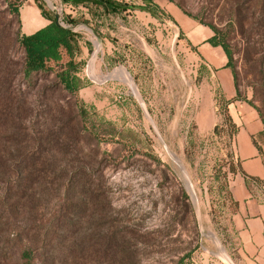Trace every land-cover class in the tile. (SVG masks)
<instances>
[{
    "label": "rangeland",
    "instance_id": "1",
    "mask_svg": "<svg viewBox=\"0 0 264 264\" xmlns=\"http://www.w3.org/2000/svg\"><path fill=\"white\" fill-rule=\"evenodd\" d=\"M120 1L98 17L91 2L0 0V264H236L238 164L222 100H237L231 117L255 112L264 141V0ZM37 6L77 33L78 98L117 141L82 129L53 74L21 76L15 40L44 19ZM188 24L220 32L237 96ZM252 190L264 203V184Z\"/></svg>",
    "mask_w": 264,
    "mask_h": 264
},
{
    "label": "trees",
    "instance_id": "2",
    "mask_svg": "<svg viewBox=\"0 0 264 264\" xmlns=\"http://www.w3.org/2000/svg\"><path fill=\"white\" fill-rule=\"evenodd\" d=\"M65 5H68L70 9L74 10L75 6L83 5L91 2L92 5L101 9V15L98 17L106 16L108 14H116L119 12L120 0H61ZM42 17L48 21V24L44 27L36 30L32 34H20L16 37V45L22 51L23 54V64L21 69V76L23 79H29L33 75L39 74H53L56 83L60 86L61 90L74 100L75 109L77 116L80 119L82 129L89 133L94 138H97L102 142L117 141L119 138V133L117 129L109 122H98L96 113L93 112L91 108H87L82 101L78 98V93L83 89L86 83L82 80L79 73L81 71L82 62L76 60L78 54V35L73 32L71 28H64L55 25L54 19L43 14L42 9L37 6ZM92 11V9H90ZM145 11L144 9H140ZM16 14L17 10H15ZM147 13L153 15L154 12L148 9ZM91 13L92 18L95 19V12ZM95 15V16H93ZM69 24L73 20L67 21ZM212 35L204 42L213 48H220L226 57L225 68L232 71V56L231 52L226 44L225 40L221 37L220 32L212 29ZM62 58H65L64 62L58 65ZM50 64L58 67L57 70L50 67ZM233 76V84L237 96V88L235 85V76ZM224 106V121L229 127L230 134L235 135L237 132V127L232 122L229 114L227 113V107L237 101L234 98L227 100H222ZM107 127L105 132H102ZM263 131L260 136L262 135ZM254 146L260 151L259 143L256 139H252ZM251 182L256 185L264 184V181L249 178ZM183 263V258H181L178 264Z\"/></svg>",
    "mask_w": 264,
    "mask_h": 264
},
{
    "label": "crops",
    "instance_id": "3",
    "mask_svg": "<svg viewBox=\"0 0 264 264\" xmlns=\"http://www.w3.org/2000/svg\"><path fill=\"white\" fill-rule=\"evenodd\" d=\"M31 15L33 16V14ZM33 17L36 23L39 21L42 23L41 25L27 23L24 28L27 35L48 24V21L42 18ZM28 22L31 23V20L29 19ZM187 27L191 31L189 37L193 46L200 45L203 41V45L199 46L198 50L204 49L203 56L210 65L215 68H225L226 57L222 50L212 48L204 42L212 33L191 24H188ZM200 35L204 36L201 41H199ZM220 80L226 92L233 89L234 84L229 69L225 68L220 72ZM244 112L246 114L243 118L237 115L230 116L237 127V132L233 135L235 157L238 164L234 189L238 203L234 218L238 249H236L234 260L236 264H264V203L254 194L252 190L254 183L249 180V178H256L264 181V143H259V151L252 142V139H256L257 135L262 132V126L255 112L248 109H244Z\"/></svg>",
    "mask_w": 264,
    "mask_h": 264
},
{
    "label": "bare ground",
    "instance_id": "4",
    "mask_svg": "<svg viewBox=\"0 0 264 264\" xmlns=\"http://www.w3.org/2000/svg\"><path fill=\"white\" fill-rule=\"evenodd\" d=\"M115 76L116 77H118V78H124V79H126L127 77H126V75L123 73V72H117V73H115ZM128 76V75H127ZM111 77V76H110ZM132 83L130 82V85H131ZM132 88H133V86H132ZM227 258V257H226ZM227 260H228V262L230 263V260L227 258ZM232 264V263H231Z\"/></svg>",
    "mask_w": 264,
    "mask_h": 264
},
{
    "label": "water",
    "instance_id": "5",
    "mask_svg": "<svg viewBox=\"0 0 264 264\" xmlns=\"http://www.w3.org/2000/svg\"><path fill=\"white\" fill-rule=\"evenodd\" d=\"M53 19H54V23H55V25H57V26H59V27H62L61 24H60V22H59V18H58L57 15H54Z\"/></svg>",
    "mask_w": 264,
    "mask_h": 264
},
{
    "label": "built area",
    "instance_id": "6",
    "mask_svg": "<svg viewBox=\"0 0 264 264\" xmlns=\"http://www.w3.org/2000/svg\"><path fill=\"white\" fill-rule=\"evenodd\" d=\"M59 22H60V20H59ZM60 24H61L62 27L67 28L66 26L63 25V23L60 22Z\"/></svg>",
    "mask_w": 264,
    "mask_h": 264
}]
</instances>
